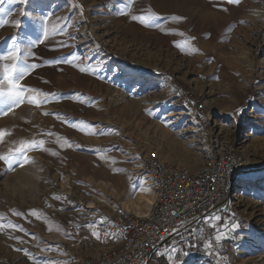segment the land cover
<instances>
[{"label":"rangeland","instance_id":"rangeland-1","mask_svg":"<svg viewBox=\"0 0 264 264\" xmlns=\"http://www.w3.org/2000/svg\"><path fill=\"white\" fill-rule=\"evenodd\" d=\"M0 10V55L30 51L37 67L22 83L48 94L39 106L0 96V155L45 142L23 165L0 161L8 249L0 264H79L98 254L110 245L114 209L143 213L154 198L144 156L196 167L226 142L248 163L232 204L165 241L148 264L264 261V0H0ZM45 18L49 36L30 48ZM46 222L63 239L52 248L33 242Z\"/></svg>","mask_w":264,"mask_h":264},{"label":"built area","instance_id":"built-area-1","mask_svg":"<svg viewBox=\"0 0 264 264\" xmlns=\"http://www.w3.org/2000/svg\"><path fill=\"white\" fill-rule=\"evenodd\" d=\"M248 166L236 145L214 144L204 162L195 168L168 164L144 156L141 168L149 177L154 194L144 214L117 206L104 233L110 245L79 264H148L165 241L182 238L206 216L226 209Z\"/></svg>","mask_w":264,"mask_h":264},{"label":"snow or ice","instance_id":"snow-or-ice-1","mask_svg":"<svg viewBox=\"0 0 264 264\" xmlns=\"http://www.w3.org/2000/svg\"><path fill=\"white\" fill-rule=\"evenodd\" d=\"M229 3H236L237 0H228ZM20 3H26V0H20ZM2 11V10H0ZM24 12H21V15H23ZM153 18H158V17H153ZM133 21L139 20L141 24H144L146 22L145 17H137V16H132ZM181 18L179 17H173V20H179ZM8 22L5 21L3 24H7ZM16 25H19V21L14 22ZM60 29L56 25H52V31L58 32ZM49 36V28H48V20L45 18L44 20V27H43V38L40 39L39 41H34L29 47H34L36 43H43L44 40H46ZM20 49L17 47L15 50H9L6 54L0 55V60L2 61H9L10 63H5L3 65V76L2 79H0V85H7L6 90L3 87H0V96L7 95L10 99L13 100L14 103H21L25 98H27L28 103L35 104L39 106V104L45 103L47 99V95L45 94L44 99H40L38 95V90L35 89H27L23 85L22 81L31 74L33 70L37 67L35 63L29 64L27 62V57L33 56V54L30 51H26L24 57H21L19 55ZM34 59V56H33ZM77 59L75 56L72 58V60L67 61L68 63H72L73 60ZM29 92V93H37V95H29L27 97L24 96V93ZM6 114V113H4ZM47 114V113H45ZM55 115V114H53ZM83 124L84 122L81 121ZM83 130V129H82ZM5 135V132L3 130H0V140H2L3 136ZM45 142L43 140H40L39 142L37 141H32V142H23L20 144L19 147L15 148L14 152L11 155H0V161H3L6 163V165L11 169L12 165L14 164H21L23 165L24 163L28 162V157L26 155L27 151L29 150H35V149H40L42 148V145ZM59 199V197H55ZM19 215V213H15ZM31 215H36L35 210H30ZM211 219H219L218 217L214 218H209V222ZM13 228L21 230L18 225H12ZM86 227L89 228H95V225L89 224ZM235 227V225H233ZM105 236L112 235L114 236L115 234L113 233H104ZM92 236L99 239L100 238V233L98 231L93 230L92 231ZM19 240L20 238L17 237ZM217 240L221 239L220 236L216 237ZM21 242H23L21 240ZM23 251L22 249H19ZM27 254V253H25Z\"/></svg>","mask_w":264,"mask_h":264},{"label":"bare ground","instance_id":"bare-ground-1","mask_svg":"<svg viewBox=\"0 0 264 264\" xmlns=\"http://www.w3.org/2000/svg\"><path fill=\"white\" fill-rule=\"evenodd\" d=\"M188 156V155H187ZM185 157V156H184ZM169 161H170V159H169ZM186 161V160H185ZM62 162V161H61ZM187 162H188V164L189 165H195L197 162H196V160L194 159H192V158H188L187 159ZM39 166V165H38ZM199 166V165H198ZM198 166H196V167H198ZM36 167H37V165H36ZM34 168V167H33ZM32 167H31V171L29 172V173H34V172H36V168L35 169H33ZM188 168H195V167H188ZM60 169H61V167H60ZM264 174H262L261 176H263ZM28 181H24V183H27ZM102 183V182H101ZM145 187L146 188H148V189H150V187H148V185H145ZM34 188V187H33ZM146 191V190H145ZM145 194V193H144ZM148 194V193H147ZM74 195V194H73ZM79 195V194H78ZM79 197V196H78ZM78 197H76V198H78ZM150 198V197H149ZM150 200V199H149ZM252 200V199H251ZM79 201V200H78ZM90 201H92V200H90ZM152 201L153 200H150V203H152ZM248 201V200H247ZM92 203L91 202H88L87 204H84V207H86V208H88V207H92V205H91ZM253 204V203H252ZM145 205H146V203H145ZM250 205V204H249ZM252 206V205H251ZM121 207H123V206H121ZM89 208V209H90ZM124 208V207H123ZM149 208V207H148ZM251 208V207H250ZM92 209V208H91ZM116 209V208H115ZM115 209H114V211H115ZM125 209V208H124ZM86 210V209H85ZM114 211H113V213H114ZM125 211H127L126 209H125ZM85 212V211H84ZM145 212H143V213H135V214H144ZM113 215V214H112ZM48 220V219H47ZM47 223V225H45V230H43L42 231V236L40 235L39 237L37 236V237H35V239H34V241L33 242H38V247H42V246H51V248H52V246H56L57 244H60V242H62V240L63 239H61V237L59 236V235H57V234H49L48 233V229L49 228H52V224L51 223H48V222H46ZM56 227V226H55ZM47 231V233H45ZM38 239H39V241H38ZM64 243V242H63ZM4 244H6V242L2 239L1 240V242H0V252L2 253V255L3 256H6V254H8V253H6V252H8L7 250V248H5V245ZM60 246V245H59ZM253 247H255V245H254V243H253V245L251 246V248H253ZM53 254V252H51V253H49L48 255H46L47 257H49L50 258V256ZM97 255V254H96ZM51 257H53V256H51ZM51 259V258H50ZM254 260H252V261H250V263H252ZM252 264H264V261L263 262H261V263H258V262H254V263H252Z\"/></svg>","mask_w":264,"mask_h":264},{"label":"crops","instance_id":"crops-1","mask_svg":"<svg viewBox=\"0 0 264 264\" xmlns=\"http://www.w3.org/2000/svg\"><path fill=\"white\" fill-rule=\"evenodd\" d=\"M209 216H210V215H209ZM209 216H206L205 218H207V217H209ZM205 218H204V219H205ZM176 239H180V238H176ZM172 250H173L172 252H175V253L178 252V259H179V258H180V255H179V254H180V253H179V250H180V249H179V247L176 246V247L172 248ZM171 254H172V253H171ZM173 254H174V253H173ZM176 262H177V261H174L173 264H175Z\"/></svg>","mask_w":264,"mask_h":264},{"label":"trees","instance_id":"trees-1","mask_svg":"<svg viewBox=\"0 0 264 264\" xmlns=\"http://www.w3.org/2000/svg\"><path fill=\"white\" fill-rule=\"evenodd\" d=\"M182 259H184V258H182Z\"/></svg>","mask_w":264,"mask_h":264}]
</instances>
